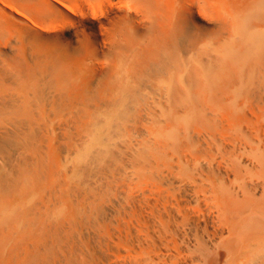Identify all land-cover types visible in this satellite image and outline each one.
Masks as SVG:
<instances>
[{"label": "bare ground", "instance_id": "6f19581e", "mask_svg": "<svg viewBox=\"0 0 264 264\" xmlns=\"http://www.w3.org/2000/svg\"><path fill=\"white\" fill-rule=\"evenodd\" d=\"M43 124L59 128L79 162H100L115 149L106 140L124 133L143 145L130 151L154 171L151 188L142 189L139 177L141 190L131 189L137 174L129 167L133 181H105L106 171L92 163L105 177L95 187L114 191L105 195L111 205L102 193L89 194L97 178L90 168L78 169L88 170L93 185L79 197L83 180L78 197L102 209L96 219L100 209L85 204L94 219L143 220L134 236L137 228L122 230L125 220L115 219L116 237L132 248L126 254L120 244L126 259L114 264H264V0H0V264H92L88 254L98 249L110 261L111 224L89 235L95 245L75 243L81 255H73L74 242L67 255L65 232L56 231L66 217L73 224L74 213L64 209L63 218L62 209L64 223L54 230L43 217L57 210L62 193L54 187L48 201L30 198L47 170L35 145ZM170 148L180 154L176 162L155 171L160 162L151 151L170 156ZM120 151V161L134 162L132 152ZM116 251L115 260L122 257Z\"/></svg>", "mask_w": 264, "mask_h": 264}, {"label": "rangeland", "instance_id": "374dc122", "mask_svg": "<svg viewBox=\"0 0 264 264\" xmlns=\"http://www.w3.org/2000/svg\"><path fill=\"white\" fill-rule=\"evenodd\" d=\"M54 117V114H52L51 115V117H50V119H52ZM52 123L54 122V121H51ZM37 129V137H36V141H35V145H36V147L38 148V149H41L43 152H44V157L46 158V160L44 161V167H45V169H47V170H41L40 169V171L39 172H41V173H39V178H37V182L35 183V185H34V187L30 190V194L33 196H31L30 198H33V200H37L38 202H40L43 198H45V200L46 201H48L49 200V197H50V192L53 190V188L54 187H57V189L59 190V192H61L62 193V198H63V201L61 202H59L58 203V206L57 207H54V206H52V207H54V208H56L57 210H55V209H53V208H51V209H53L54 211H52V212H50V209L49 210H47V211H49L50 213H52L51 215L48 213V214H46L47 213V211L45 210V205H44V209L43 210H45V212H43L44 214H43V217L45 218V219H47L48 221H50V220H53V223H55V224H53V226L52 227H55L56 225H58V222L60 221V220H62L61 222H59V224L61 225L62 223H64V219H66L65 220V223L64 224H62L63 225V228H65V227H67V228H65L64 229V231H63V229H62V225H61V227H60V225H58V226H56L57 228H59V229H57V231L56 232H58L59 234H60V236H61V234L63 233V232H65V234H62V235H64V237H68V238H70V243H71V245L67 242V238H66V241H65V238L64 237H62L61 238V240L62 239H64V240H62V241H64V244H65V242H66V245H65V247H64V249H65V252L67 251L68 252V250H71V246H72V243H73V245H74V248H73V255H75L76 253H78V254H80L81 255V252L80 251H77L76 249H79L80 247H79V245L77 244H75V243H77V241H80L79 243L81 244V243H83V242H86V241H88L89 239H91L90 237L91 236H89V235H93L94 234V231L96 232L97 231V229L99 230L100 228H102V230H104L103 232H105V227L107 226L109 229H110V227H111V225H112V229L116 226V224H117V226L119 225L118 224V222L115 220L116 218L117 219H119V223L121 222L122 223V221L123 220H125V222H130V224H128V223H125L124 221H123V223L125 224V226L123 225V223H122V225L124 226H122L123 227V229L122 230H124L125 229V227H129L130 229H132L133 230V228H137L136 229V231L135 232H133V235L135 236L138 232H139V228H142L141 227V225L139 226V224H141L142 223V225H143V220H141V217L139 216V215H136V214H132V215H128V216H126L125 217V219H123L122 217H121V219H120V216L119 217H117L116 215H115V218L114 217H111V216H109V218H108V220H103V221H105V222H103V221H100V220H96V219H100L101 218V215H102V209L100 208V207H98L99 205L97 204V206H96V202H93L90 198L88 199V200H90V201H88V202H86V201H83L82 202V199L83 198H79V197H82L81 195L83 194V197L86 195L87 196V194H88V192H89V194H95L96 192H98V194H101L102 193V191L100 190V189H98L97 187H95V184H96V186H98L99 184H100V182L101 181H103L104 180V178L106 177V179H105V181L106 180H109V181H111L112 179H115L114 178V176H116L117 178L118 177H124L123 179H125V176H127L126 178H128L129 179V181H133L134 179H136L134 176V174L136 173L137 175H136V177H137V179L136 180H134L133 182H131L132 184H131V187H132V185L134 184V182H135V184H134V187L133 188H131V189H133V190H141V187H142V189L144 188V189H147L146 187H143L144 185H146V186H148V188H151V185H153V183L155 182V180H154V178L156 177V176H154V171L152 170V171H149L150 170V168L148 169V167H149V165H148V161L146 162L147 163V165H148V167L146 166V164H145V162H143L142 160H144L143 159V157H141L140 156V158H139V155H137V156H134V159L132 160V158H133V155L135 154H139V153H137V152H139V150H141L142 151V149H141V147L143 146H140V149H138L139 147H138V144H139V142H137V141H139V139L137 140V138L135 139V138H132V137H134V136H136V135H134L133 133H132V135L130 134V133H124L123 135L124 136H122L121 138H119V135H117V136H115V137H117L116 139L114 138H112V139H109V140H106V142L107 141H114V142H110V145H108L109 143L107 142V143H105L104 145V147H107V148H110L111 147V149L113 148V146H114V148L115 149H113V150H111L110 151V154L108 155V152H109V150L110 149H107L108 151H106L105 153H102L100 156H102V159H104V161H103V163H101V160H100V162H99V160H95V159H92V161L93 160H95V161H91V162H88V161H90L89 159H88V161L87 160H85V161H81V162H79L78 160H77V156L76 155H78V153L80 152L78 149H75L74 150V147H73V153H76L77 152V154H75V156L73 157V153L71 154V157H73V161L75 162H73L74 164H78L77 166L76 165H74V164H72L71 163V161H68L69 159L70 160H72V158L70 157V156H68V154H69V149H68V141H67V139L61 134V131L59 130V128L57 127V128H55V129H53L52 128V125H46V124H43L40 128H39V130H38V128H36ZM127 134V135H126ZM131 135V137H129L128 138V136H130ZM158 136H160V135H158ZM125 137H126V139H127V141H125ZM124 138V141L122 140ZM132 138V139H131ZM118 139H121V140H118ZM132 141H134L132 144H131V140ZM133 139H135V140H133ZM117 140L119 141L118 142V146H117ZM105 142V141H104ZM116 142V143H115ZM121 142V146H119V143ZM127 142V143H126ZM114 143V144H113ZM111 144H112V146H111ZM122 144L124 145H126L125 146V148H121V147H123L122 146ZM137 144V145H136ZM129 145V146H128ZM132 147H131V146ZM110 146V147H109ZM131 147V148H130ZM134 147H136V148H134ZM138 147V148H137ZM144 148V147H143ZM138 150L137 152H132V151H130V150ZM171 149V148H170ZM169 149V150H170ZM120 150H124V155H128L129 153H131L132 154V156L130 157V156H128L129 158H127V159H129V160H132V161H134L133 163H131V162H125V160L126 159H121V161H120V158L122 157L121 155H119L118 154V152ZM171 150H173V149H171ZM170 150V151H171ZM75 151V152H74ZM115 151H116V153H115ZM140 151V152H141ZM127 152V153H126ZM151 152H153V153H156L155 154V156H150L151 157V159H155V158H157V160H159V162H160V165H159V167H154V168H152V169H154L155 171L156 170H159V172L162 170V171H164V170H166L167 171V169L169 168V164L170 163H172V162H176V157L178 158L179 157V152H178V150H173V153H171V155L169 156V155H164V154H162V156H161V154L158 152V151H156V150H153V151H151ZM112 153V154H111ZM114 153L116 154V155H118V156H116V155H114ZM142 153V152H141ZM120 154H122V152L120 151ZM122 154V155H123ZM130 154V155H131ZM110 155H112L113 157H111ZM142 155V154H141ZM99 156V158H101ZM106 156H109V157H111V158H109V159H111V161H113L114 159V161L113 162H115V164L114 163H110V164H112V165H115L114 167L115 168H113V167H110V166H112V165H110L109 164V160L108 159H106L105 157ZM121 156V157H120ZM173 156V157H172ZM124 157H127V156H124ZM175 157V158H174ZM69 158V159H68ZM108 158V157H107ZM114 158V159H113ZM119 158V159H118ZM135 158H136V160H137V162H138V159H140V161L139 162H141V163H137V164H141V166H143L142 168H143V170L136 164V160H135ZM138 158V159H137ZM159 158V159H158ZM106 159V160H105ZM142 159V160H141ZM117 160V161H116ZM123 160H124V162H123ZM163 160H164V162L165 163H167V164H163L164 162H163ZM167 160H171L170 162L169 161H167ZM96 161H98L99 163H100V166H99V164H96L97 166H95L94 164H95V162ZM106 161V162H105ZM107 161H108V164L110 165H108V167H107ZM84 162V163H83ZM89 163V164H87V163ZM97 162V163H98ZM92 163H94L93 165L95 166V168H96V172L97 173H99V172H101L100 174L102 175L104 172L103 171H106V173L107 174H105V175H107V176H105L104 174L102 175V176H105V177H103L102 179L103 180H99V178L100 177H102L101 175H96L95 174V172H93V168H94V166L92 165ZM104 163H106V164H104ZM121 163V164H120ZM122 163H124L123 165H122ZM126 163H130V165L129 166H127L128 164H126ZM162 163V164H161ZM47 164H48V166H47ZM71 166H70V165ZM83 164H85V167H87L86 169H88V168H90L89 170H90V174H91V171H92V175L91 176H93V175H96V177L97 178H95L94 176L92 177L93 179L95 178V181L93 182V180L91 181V177L89 178L88 176H90V174L87 172V171H80L79 172V170L78 169H80L81 170V168L83 169V167H84V165ZM87 164V165H86ZM101 164H102V166H103V169H102V171H100L101 169ZM104 164V165H103ZM143 164V165H142ZM41 165V164H40ZM73 165V166H72ZM92 165V166H91ZM117 165H119V166H117ZM133 166V169H132V166ZM89 166H91V167H89ZM145 166L147 167L146 169L148 170V171H146V169H145ZM81 167V168H80ZM84 167V168H85ZM93 167V168H92ZM104 167H106V168H104ZM119 167L120 168H123V169H126L127 170V173H129V174H126L125 172V170H123V171H125L124 173H123V171H121V170H119ZM129 167V169H130V171L132 172V173H134V174H131V172H129V169H127ZM131 167V168H130ZM135 167V168H134ZM72 168L73 170H70V169ZM108 168H110V170L111 171H109V172H107V170L106 169H108ZM113 170H112V169ZM164 168V169H163ZM99 169V170H98ZM134 169H136L137 171L139 170L140 172H136V170L134 171ZM116 170V171H115ZM145 170V172H146V174H144L143 173V171ZM99 171V172H98ZM114 171V173H112ZM119 171V172H118ZM123 173V175H122V173ZM71 172H73V173H71ZM78 172V173H77ZM83 172V173H82ZM85 172L87 173V174H85ZM71 173V174H70ZM75 173V174H74ZM80 173V174H79ZM109 173V174H108ZM78 174L80 175V177L78 176ZM113 174V175H112ZM119 174V175H118ZM121 174V175H120ZM140 174H144V175H140ZM156 174V173H155ZM72 175V177H70V176ZM76 175H77V177H76ZM88 175V176H87ZM112 175V176H111ZM140 175V176H139ZM153 175V176H152ZM82 176V177H81ZM100 176V177H99ZM142 176H144V178H145V180L147 181V182H145V180H144V178L142 177ZM147 176V177H146ZM85 177V178H84ZM86 177L87 178H89L90 179V181H91V183L92 184H94V186L91 184H89L90 183V181H89V179H86ZM99 177V178H98ZM140 177V179L141 180H139L138 178ZM82 178V179H81ZM116 178V182H115V184L117 183V181H118V184H116V185H119V183L121 184V183H124V182H120L121 180H122V178H118L117 179ZM132 178H133V180H132ZM77 179V180H76ZM78 179H80V182H79V180ZM127 179V180H128ZM83 180H86L85 182H83L82 183V181ZM96 180H98V182L96 181ZM120 180V181H119ZM126 180V181H127ZM137 180H139L140 181V183H142L143 181H144V183H142V184H140V185H142L141 187H140V185H137L136 184V181ZM143 180V181H142ZM152 180V181H151ZM113 182V184H114V180H112ZM154 181V182H153ZM78 182V183H77ZM88 182V183H87ZM96 182V183H95ZM102 183V182H101ZM146 183H148V185L146 184ZM73 184H74V186H76V184H77V186L76 187H74L73 186ZM82 184L85 186V188H86V184L88 185L89 184V186H93V187H95V188H93L92 187V190H89V189H91V187H89L88 188V190H87V188L85 189L84 188V186H82ZM126 184H130V182L129 183H125L124 185L125 186H127ZM80 185L82 186L79 190H83V188L85 189L83 192H82V190L81 191H79L78 193H79V195H78V193H77V191H78V189H77V191H76V188H79L80 187ZM115 185V186H116ZM121 185H123V184H121ZM137 185V186H136ZM149 185H150V187H149ZM72 186V187H71ZM124 186V187H125ZM119 187V186H118ZM140 187V188H139ZM72 188H73V190H72ZM75 188V189H74ZM57 189H55V190H57ZM98 189V190H97ZM108 191V190H110L111 192H112V190L107 186V185H104V188L102 189L103 190V192L105 191ZM72 190V191H71ZM100 190V191H99ZM88 191V192H87ZM110 191H108V192H110ZM72 192V193H71ZM76 192V196L74 197V193ZM82 192V193H81ZM85 192H87V193H85ZM109 193V195L105 192L104 194L106 195V197L108 198V196H110V197H112L113 198V196H114V191L112 192V193ZM72 194H73V196H72ZM97 194V193H96ZM111 194H113V196L111 195ZM104 196V198L102 197V196ZM101 195H97V197L98 196H101V198L103 199V200H105L108 204L110 203V201H108V200H106V197H105V195H103V193L101 194ZM79 196V197H78ZM91 196V195H90ZM73 197L76 199V197L77 198H79V199H81V200H79V199H76L77 201L79 200V201H81V202H75V199H73ZM118 197H119V195H118ZM92 198V197H91ZM68 199V200H67ZM72 200H74V202H75V204H74V202L72 201ZM67 201V202H66ZM70 201V202H69ZM65 202H66V204H65ZM90 202H93V203H90ZM68 203V204H67ZM79 203H81V205H82V207H81V205L79 204ZM89 204V206H88V208L90 209V205L91 204H95V209H94V211H95V213H96V211H98V210H96L97 208L98 209H100V211H99V213H97V214H99V218H96V219H94V217L97 215V214H95L94 216H91V213L89 212L90 210L87 208V211H84V207H85V204ZM57 204V203H56ZM79 204V205H78ZM87 204V205H88ZM111 204H113L112 202L110 203V205ZM67 206V208H66V206ZM75 205V206H74ZM80 206V207H76V206ZM87 205H86V207H87ZM73 206V207H72ZM116 206H118V204L116 205ZM93 207V205H92V207L91 208H94ZM70 208V209H69ZM75 208L77 209L76 210V214H75ZM47 209V208H46ZM65 209L66 211L68 210L69 212H71V213H74V216L76 217V218H72L73 219V221H74V223L72 224V222H71V224L69 225L68 223H67V221L69 220V218L67 219V217L66 218H64V216L65 215H67V213H66V211L64 210V212L66 213H64V212H62L63 210ZM73 209V210H72ZM71 210V211H70ZM57 211V212H56ZM67 211V212H68ZM60 212V213H59ZM61 212L62 213H64V215L63 214H61ZM79 212V213H78ZM86 213V214H83V213ZM53 213H54V215H55V217L56 218H54V215H53ZM80 213H82V214H80ZM63 215V218L64 219H60V217H59V215ZM80 214V215H79ZM131 214V213H130ZM49 215V216H48ZM60 215V216H61ZM80 217H79V216ZM86 215V216H85ZM133 215H135V217L136 216H139V218H140V220H138L137 218L138 217H136V218H134V224L132 223L133 221H132V217L131 216H133ZM48 217V218H47ZM79 218V220H78V218ZM85 217V218H84ZM127 217L130 219V221H129V219L128 220H126L127 219ZM131 217V218H130ZM49 218H51L50 220H49ZM110 218L111 219H113V221L112 222H110ZM60 219V220H59ZM78 220V222H77V220ZM83 219V220H82ZM138 221H137V220ZM56 220V221H55ZM81 220V221H80ZM89 220H91V222L89 221ZM94 220H95V222L96 221H98L97 223H95L94 222ZM102 220V219H101ZM47 221V222H48ZM69 221H71V219L69 220ZM87 221H89V222H87ZM87 222V223H86ZM100 222V223H99ZM108 222V223H107ZM78 223L79 224H81V227H78L79 225H78ZM93 223H95V225H96V227L94 228V230H93V227L95 226ZM112 223H114V225L112 224ZM75 224V225H74ZM92 224L94 225V226H92ZM111 224V225H110ZM128 224V225H127ZM51 225H52V221H51ZM64 225H67V226H64ZM76 227V229H75V227ZM77 225V226H76ZM86 225V226H85ZM99 225V226H98ZM104 225H106V226H104ZM130 225V226H129ZM72 226V227H71ZM103 226H104V229H103ZM110 226V227H109ZM117 226L113 229V231H112V229H110V231L107 229L106 231L108 232H110V233H112V234H114V236H115V241L117 242H115V245H114V257H112V256H110V254H111V252L109 253V256L111 257V259H110V261H108L107 259H102V258H104L105 257V255L104 254H106V253H104L103 251H101L100 249H96L97 251H96V255L95 256H97V258L99 259V263H101L100 261H103L101 264H114V262H116L117 261V263H120V262H122L123 260H124V258L126 259V256H125V253L126 254H128V250H129V248L131 247H126V245L124 244V242L123 241H119L118 239L119 238H117L118 237V229L119 228H121V226L119 227V228H117ZM56 227L55 228H53V230L54 229H56ZM70 228V231H68L69 230V228ZM73 227H74V230L73 231H75V232H73L72 231V229H73ZM90 227H92L91 228V230H88V228H90ZM133 227V228H132ZM72 228V229H71ZM117 228V229H116ZM115 229H116V231H117V233H115L116 231H115ZM61 230V231H60ZM81 230H83V231H85V230H87V232H81ZM102 230H100L101 231V233H103L102 232ZM142 230V229H141ZM78 231V232H77ZM83 233V234H81V233ZM99 232V231H98ZM97 232V233H98ZM143 232V233H142ZM66 233H68V234H66ZM71 233V234H70ZM73 233V234H72ZM80 233V234H79ZM88 233H90V234H88ZM100 233V232H99ZM101 233H100V236L102 237V238H108V233H107V235H101ZM141 233L142 234H145L146 233V231L145 230H142L141 231ZM78 234V235H77ZM103 234H105V233H103ZM116 234V235H115ZM67 235V236H66ZM68 235H70V236H68ZM88 238H86V237ZM106 236V237H105ZM117 236V237H116ZM72 238V239H71ZM84 238V239H83ZM74 239V240H73ZM80 239V240H79ZM84 241H83V240ZM71 240H73L72 242H71ZM76 240V241H75ZM94 239L92 238V241H90L91 243L93 242V245H95L96 243H95V241H93ZM119 242V243H118ZM24 243H26V240H22L21 242H20V244H24ZM69 244V245H68ZM118 244V245H117ZM120 244L123 246H121L120 247ZM124 244V245H123ZM82 245V244H81ZM80 245V246H81ZM78 247V248H77ZM97 247V246H96ZM117 247H118V249H117ZM122 249V250H124V252L125 253H123V251L120 249V248ZM67 248H68V250H67ZM132 248V247H131ZM115 249L117 250L116 251V255H121L122 257H120V256H116L117 258H116V260H115ZM119 249H120V251H119ZM80 250H81V248H80ZM77 251V252H76ZM66 252V253H67ZM74 252H76V253H74ZM80 252V253H79ZM101 252H102V254L104 255V256H102V254H101ZM120 252V253H119ZM70 253V252H69ZM69 253H67V255H71V253L69 254ZM98 253L99 254H101V255H99L98 256ZM78 254H76V255H78ZM61 255V254H60ZM124 255V256H123ZM95 256H92L91 255V257H90V255L88 254V260H90L91 259V262L93 261H95V259H94V257ZM92 257H93V259L94 260H92ZM102 257V258H101ZM96 258V257H95ZM121 260H119V259ZM97 259V260H98ZM115 261H114V260ZM118 259V260H117ZM96 260V262H92V264H97L98 263V261ZM107 260V261H106ZM98 263V264H99ZM91 264V263H90Z\"/></svg>", "mask_w": 264, "mask_h": 264}]
</instances>
